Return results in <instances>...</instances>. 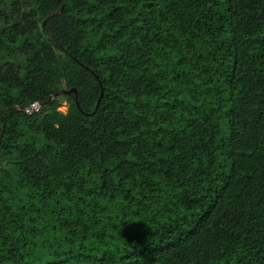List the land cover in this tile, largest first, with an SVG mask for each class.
<instances>
[{"label": "trees", "instance_id": "1", "mask_svg": "<svg viewBox=\"0 0 264 264\" xmlns=\"http://www.w3.org/2000/svg\"><path fill=\"white\" fill-rule=\"evenodd\" d=\"M0 264H264V0H0Z\"/></svg>", "mask_w": 264, "mask_h": 264}, {"label": "rangeland", "instance_id": "2", "mask_svg": "<svg viewBox=\"0 0 264 264\" xmlns=\"http://www.w3.org/2000/svg\"><path fill=\"white\" fill-rule=\"evenodd\" d=\"M64 95H59V102L61 103V107H60V111L61 112H67L69 105L67 104V102L63 99ZM57 97V98H58ZM41 105H34L32 107H30L29 109H27V112L32 113L34 111H38L40 109Z\"/></svg>", "mask_w": 264, "mask_h": 264}, {"label": "water", "instance_id": "3", "mask_svg": "<svg viewBox=\"0 0 264 264\" xmlns=\"http://www.w3.org/2000/svg\"><path fill=\"white\" fill-rule=\"evenodd\" d=\"M71 92H74V93H76V90H72V91H66V90H63V91H61V92H59L57 95H55L53 98H57L59 95H67V94H69V93H71ZM103 97V92H102V96H101V98ZM100 103V102H99ZM99 105V104H98Z\"/></svg>", "mask_w": 264, "mask_h": 264}]
</instances>
